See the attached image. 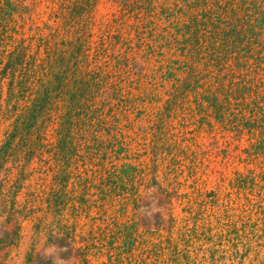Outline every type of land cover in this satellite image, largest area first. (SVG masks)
<instances>
[{"label":"trees","instance_id":"16d2710c","mask_svg":"<svg viewBox=\"0 0 264 264\" xmlns=\"http://www.w3.org/2000/svg\"><path fill=\"white\" fill-rule=\"evenodd\" d=\"M100 2L34 0L29 8L0 0V122L9 123L0 146L2 215L45 205L66 237L70 207L77 218L92 209L104 215L113 197L136 203L146 170L132 162L141 155H131L130 134L146 104L164 100L151 141L139 131L144 154L157 158L170 120L181 117L247 136L248 159L264 157V0H113L116 11L94 40ZM34 162L53 186L19 210ZM236 183L257 192L264 215V172ZM19 239L16 226L0 243Z\"/></svg>","mask_w":264,"mask_h":264},{"label":"rangeland","instance_id":"374dc122","mask_svg":"<svg viewBox=\"0 0 264 264\" xmlns=\"http://www.w3.org/2000/svg\"><path fill=\"white\" fill-rule=\"evenodd\" d=\"M33 1L26 0L29 8ZM115 11L113 0H101L94 40ZM163 101L146 104V116L130 134L131 155H141L132 162L146 170L136 203L125 207L123 197H113L104 215L92 209L77 218L70 207L61 223L69 227L66 237L45 205L34 204L36 212L31 215L9 216L2 215L0 200V240L20 227L15 245L0 243V264H52L44 258L51 245L65 250L60 256L67 264H264V215L255 206L257 192L249 194L236 183L239 175L263 173L264 157L248 159L247 136L238 138L216 124L210 129L196 121L182 123L181 117L170 120L168 141L160 144L157 158L150 150L144 154L138 147L144 136L139 131L148 132L149 143V129L163 110ZM8 125L0 122V146ZM45 169L36 162L28 168L30 176L17 197L19 210L30 194L50 192L53 178L42 173ZM16 176V171L8 176V187ZM5 177L2 172L0 180ZM30 255L33 260L28 263Z\"/></svg>","mask_w":264,"mask_h":264},{"label":"clouds","instance_id":"9594fccd","mask_svg":"<svg viewBox=\"0 0 264 264\" xmlns=\"http://www.w3.org/2000/svg\"><path fill=\"white\" fill-rule=\"evenodd\" d=\"M65 251L63 249H58L56 245H51L44 250V258L46 260H51L52 264H67L66 261L61 259L60 252Z\"/></svg>","mask_w":264,"mask_h":264}]
</instances>
